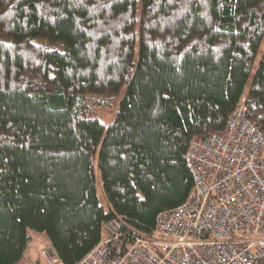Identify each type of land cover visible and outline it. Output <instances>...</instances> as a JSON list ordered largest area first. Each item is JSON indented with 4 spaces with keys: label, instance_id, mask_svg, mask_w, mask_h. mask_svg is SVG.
Here are the masks:
<instances>
[{
    "label": "trees",
    "instance_id": "1",
    "mask_svg": "<svg viewBox=\"0 0 264 264\" xmlns=\"http://www.w3.org/2000/svg\"><path fill=\"white\" fill-rule=\"evenodd\" d=\"M243 95L264 131V0H0V264H21L31 230L61 264L114 218L152 234L193 190L190 140Z\"/></svg>",
    "mask_w": 264,
    "mask_h": 264
},
{
    "label": "built area",
    "instance_id": "2",
    "mask_svg": "<svg viewBox=\"0 0 264 264\" xmlns=\"http://www.w3.org/2000/svg\"><path fill=\"white\" fill-rule=\"evenodd\" d=\"M186 157L193 190L157 214L152 234L129 236L111 219L77 264H264V131L245 95L224 131L193 137Z\"/></svg>",
    "mask_w": 264,
    "mask_h": 264
},
{
    "label": "rangeland",
    "instance_id": "3",
    "mask_svg": "<svg viewBox=\"0 0 264 264\" xmlns=\"http://www.w3.org/2000/svg\"><path fill=\"white\" fill-rule=\"evenodd\" d=\"M140 1V0H139ZM140 7V2L138 3V8ZM138 28V24L136 26V31ZM263 46V45H262ZM261 46V48H262ZM135 51H137V46H135ZM260 57V53L257 55V60ZM257 64V61H256ZM102 100H98L97 102H93L92 100H89L88 103L91 104L92 102L94 103V110L95 114L99 116L101 119H104L106 123L108 124L114 111V107H109L105 103H101ZM94 174L96 177V191H97V196L99 198L100 203L102 206L107 209L109 204L107 197L104 193V190L102 188V183L100 180V175L98 171V167L94 166ZM31 233V240L29 241V244L27 245V248L25 250V255L24 258L21 262V264H61L59 260L57 259L52 246L47 238V236L44 233L37 232V231H30ZM51 249L52 255H50V259L53 258V261H50L42 252L47 251Z\"/></svg>",
    "mask_w": 264,
    "mask_h": 264
}]
</instances>
